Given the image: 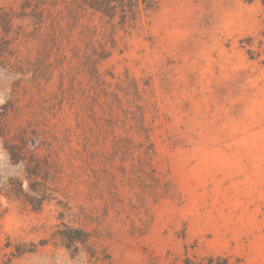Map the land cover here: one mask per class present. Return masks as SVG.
Returning <instances> with one entry per match:
<instances>
[{
  "label": "rangeland",
  "instance_id": "374dc122",
  "mask_svg": "<svg viewBox=\"0 0 264 264\" xmlns=\"http://www.w3.org/2000/svg\"><path fill=\"white\" fill-rule=\"evenodd\" d=\"M63 28L56 41L49 21L45 41L13 39L23 74L0 64V264H91L84 248L54 243L62 221L93 231L90 245L109 256L103 264H149L186 246L264 264L261 1L160 0L135 28L116 29L112 55L98 66L109 87H95L84 65L92 44L81 25ZM109 104L122 137L120 105L144 107L153 162L174 183L172 196L114 206L105 177H122L123 163L106 132ZM31 243L33 252H17Z\"/></svg>",
  "mask_w": 264,
  "mask_h": 264
},
{
  "label": "trees",
  "instance_id": "16d2710c",
  "mask_svg": "<svg viewBox=\"0 0 264 264\" xmlns=\"http://www.w3.org/2000/svg\"><path fill=\"white\" fill-rule=\"evenodd\" d=\"M260 1L264 6V0ZM8 2L9 5L6 4ZM159 5L160 0H0V28L4 32L0 40V64L10 66L17 74H23V70L18 69L20 66L16 51L11 48L14 38L18 42L17 46L23 41L30 42L36 36L45 41L43 28L47 26L49 21L52 30L51 40L56 41L57 33L63 34V23L66 22L69 29L72 26L74 28L81 25L83 29L80 31V35L92 44L89 51L83 52L84 65L89 69L95 87H109L100 76L98 66L112 55L116 45V29L135 28L143 16H149L155 12ZM55 9L58 11L54 14ZM94 17H97L101 25L105 27L103 30H98L99 26L92 24ZM86 18L87 22H85ZM18 21L21 24L17 26V31H13V27ZM24 22L27 24L24 25ZM108 26L110 27L108 28ZM30 27H33L34 30H29ZM99 35L102 36V41L96 40L98 44L95 45L94 38ZM65 36L68 38V35ZM42 53L49 56L44 47ZM60 56L66 58L65 53H61ZM13 57H15V64L10 61ZM108 107L111 119H108L106 132L113 133L114 147L122 153L120 160L123 163L120 169L122 177H118L112 172H107L105 177L112 189L110 193L113 199L118 195L117 199L113 200L114 206L117 207L118 204H122L125 207L128 205L133 210L137 208L134 201H138L140 207H145L150 200L157 203L163 198L172 196L175 190L174 183L166 174L160 172L153 162L156 149L151 140L152 127L145 124L144 107L138 106V111L135 112L131 106L124 108L120 105L125 118L123 123L126 134L123 137L115 133L118 122L112 119L115 108L111 104ZM129 120L134 122L128 124ZM134 135L140 140L136 141ZM118 181L122 187L128 190L129 195L124 196L126 199H122L117 192L119 190ZM93 235V231L85 226L62 221L53 233V238L55 244H60L72 253H78L81 248H84L91 264H103L109 259V256L100 255L90 245ZM46 243V240L41 241L42 245ZM31 246L33 248L20 249L17 247L16 250L19 254L33 252L36 244L31 243ZM149 264L232 263L227 256L223 255L207 254L200 256L190 254L186 246L185 252L182 254L168 252L165 257H152Z\"/></svg>",
  "mask_w": 264,
  "mask_h": 264
}]
</instances>
